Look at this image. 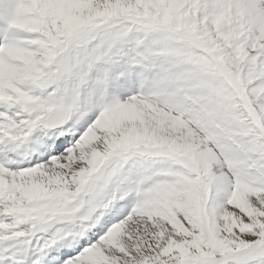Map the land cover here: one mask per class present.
Masks as SVG:
<instances>
[{
  "label": "snow or ice",
  "instance_id": "6c2138e0",
  "mask_svg": "<svg viewBox=\"0 0 264 264\" xmlns=\"http://www.w3.org/2000/svg\"><path fill=\"white\" fill-rule=\"evenodd\" d=\"M0 264H264V0H0Z\"/></svg>",
  "mask_w": 264,
  "mask_h": 264
}]
</instances>
